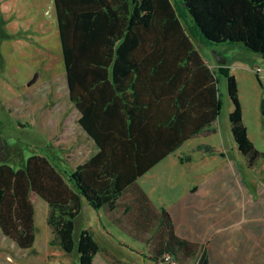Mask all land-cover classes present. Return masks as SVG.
<instances>
[{
  "label": "crops",
  "instance_id": "0c3cea01",
  "mask_svg": "<svg viewBox=\"0 0 264 264\" xmlns=\"http://www.w3.org/2000/svg\"><path fill=\"white\" fill-rule=\"evenodd\" d=\"M86 1L83 0L79 9L80 20L83 17L85 20L83 38L86 39V48L92 39L96 42L90 49L92 59L80 67L79 95L87 105L102 104V110L116 101L119 105L117 110L124 115V93L128 94V107H134L133 112L128 111L134 114L135 119H140L136 127L146 134L145 144H135V150L153 159L151 164L145 165L148 167L146 170L127 184L114 207L95 208L81 196V207L74 218V236L75 233L79 236L83 229H90L105 249L95 254L92 264H156L150 255H159L167 248H174V258L180 257L185 251L177 241L178 245L171 244L167 227L160 223L162 210L169 214L175 236L188 247L184 264H196L200 258L206 264H264V157L249 164L247 156L239 150L229 121L233 105H229L221 117L223 102L219 114L211 122L180 140L194 123L201 121V111L203 120L208 121L210 106L205 113V108L200 107L201 102L209 104L215 101L217 93L223 97L218 73L220 68H226L237 82L247 135L254 147L264 152V112L261 107L264 101V58L249 50L242 51L245 58L236 57L228 63L225 57L231 56L226 51L229 45L248 49L233 43L203 44L207 48L204 53L184 26L193 48L204 60L203 65L146 63L153 52L152 33L138 25L137 30L130 33L135 46L127 51L128 59L136 63L123 66L127 70V86L119 90L113 68L116 47L122 37L115 40L112 32H105L104 37L111 40V49L110 44L104 45L102 40L97 42L101 18L111 22L115 20L114 14H109L104 4L91 7ZM108 1L112 2L118 22L123 20L125 25L128 24L133 1ZM119 30L117 28L115 32ZM2 40L3 66L8 64L6 59H10L14 63L10 71L22 74L36 71L26 86L37 82L41 72H49L50 65L60 55L64 63L55 0H0ZM109 51L110 62H106ZM64 76L70 110L75 109L79 117L70 97L65 63ZM118 77L121 79L120 74ZM222 83L228 91L226 79ZM104 97L110 100L102 101ZM211 107L214 113V106ZM181 115L191 121L186 129L182 126L184 118ZM79 131L80 138L76 141L87 152L85 157L70 162L71 159L47 153L66 171L90 160L97 153L121 149L119 140L113 144L105 143L103 147L81 126ZM115 136L118 138L117 133ZM134 136L140 135L135 133ZM171 156L176 157L175 165L182 164L188 169L168 179L167 161ZM133 163L136 164L137 160ZM166 180L168 188L162 184ZM144 195L148 201L144 200ZM41 205L46 207L47 213V203ZM45 225L46 239L50 243L52 230L47 222ZM175 259L183 263L181 258Z\"/></svg>",
  "mask_w": 264,
  "mask_h": 264
},
{
  "label": "trees",
  "instance_id": "16d2710c",
  "mask_svg": "<svg viewBox=\"0 0 264 264\" xmlns=\"http://www.w3.org/2000/svg\"><path fill=\"white\" fill-rule=\"evenodd\" d=\"M132 1L133 9L126 25L123 20L119 23V18H115L112 2L108 0L86 1L88 4L90 2L91 7L104 4L108 13L114 14L115 20H111V22H106L105 17L101 18L100 37L98 36L97 42L102 40L104 45L105 43L110 44L111 49V40L107 41L104 37L105 32H112L115 40L122 37L120 44L116 47L113 68L115 83L119 90L127 86L125 79L127 70H124L123 66L136 63L128 59L127 51L135 46L136 42L130 38V33L137 30L138 25H142L146 31L152 33L153 52L150 60H147L146 63L160 65L204 64L202 56L193 48L192 42L185 33L182 14L173 7L170 0ZM180 1L184 15L190 17L195 29L189 30L190 36L193 38L195 35L199 36V40L205 45L241 44L264 58V0ZM82 2L83 0H55L70 97L79 112L77 119L79 126L101 146L105 147V143L113 144L119 140L118 144L121 149L111 150L109 153H97L90 160L76 165L71 171L60 167L42 149L39 153L29 155L23 167L15 168L7 162H0V230L4 236L24 249L32 247L35 242L34 201L37 196L48 205L46 222L52 230L50 244L57 245L65 252L71 253L76 242L74 218L81 207V196H84L95 208L105 205L112 208L117 204L116 200L127 184H130L137 174L148 168L145 165L153 162V159L147 158L135 150V144L140 146L145 144L146 137L144 135L146 134L143 129L136 127L141 121L135 119L134 114L131 113L134 107H128V94L124 93L126 100L124 115L117 110L119 105L116 101L107 105L105 110H102V104L87 105L82 102L83 98L79 95L78 86L82 71L80 67L92 59L90 49L94 48L93 45L96 42L92 39L86 48V39L83 38L85 20L84 17L80 20L79 14ZM117 28L120 29L118 33L115 32ZM108 57L106 62H110V51ZM219 72L226 78L228 94L233 103V109L229 113L233 139L239 150L247 156L249 164H253L258 158L264 157V152L258 151L247 135L235 77L225 68H220ZM121 74H123V78ZM216 80L218 83V79ZM107 100L110 99L104 97L102 101ZM222 104L223 101L219 93L216 94L215 101H210L209 104L201 102L200 107L205 108V113H207V107L210 106L208 121L203 120V111H201V121L194 123L192 129L185 133L180 140L186 139L204 128L213 120L214 116L219 114ZM211 106H214V113ZM261 107L264 112V101H262ZM177 109L175 108L176 112ZM176 116L180 119L178 112ZM181 116L184 118L181 120L184 128L187 124H191V121L185 119V115ZM115 133L118 134V138ZM135 133L140 136L135 137ZM141 156L148 160H144ZM133 160H137V163H133ZM144 200L148 201L145 195ZM160 223L167 227L171 244L179 243L181 249L185 251L180 254V257H175L181 258L183 262H177L178 264H184L183 258L188 247L186 243L179 241L175 236L170 216L165 210L160 213ZM76 243L79 264H92L95 254L105 251L90 229L81 230ZM173 249L167 248L159 255L150 256L156 261V264H165L163 254L170 253L173 257L175 254ZM8 264L29 263L13 262ZM196 264H206V262L200 258Z\"/></svg>",
  "mask_w": 264,
  "mask_h": 264
},
{
  "label": "rangeland",
  "instance_id": "374dc122",
  "mask_svg": "<svg viewBox=\"0 0 264 264\" xmlns=\"http://www.w3.org/2000/svg\"><path fill=\"white\" fill-rule=\"evenodd\" d=\"M172 2L177 11L182 14L187 30H195L190 17L183 13L181 1L173 0ZM194 39L198 42L202 52L206 53L207 48L199 40V36L195 35ZM0 43V119L2 123L0 125V162H7L15 168L23 167L26 158L31 154L39 153L41 149L45 153L57 156V158L71 159L70 162L85 157L87 152L76 141L80 138L78 114L75 109L70 110L71 106L66 98L62 55L50 65L49 72H41L37 82L33 84L30 82L26 86L36 71L23 74L20 71H10V68H14V63L10 59H6L8 64L3 66V40ZM229 47L226 48V51L231 56L225 57L228 63L236 57L245 58L246 55L242 51L250 52L239 48L238 45H229ZM211 55H213L212 52ZM256 70L259 71V67ZM218 76L222 82L226 79L221 72L218 73ZM222 82L221 92L224 105L221 117L228 111L229 105H233ZM70 154H72L71 157ZM175 161V156H171L167 161L168 179L188 169L182 164L175 165ZM192 171L190 169V172ZM161 180L163 181V178ZM162 184L168 188L167 180ZM34 203L36 236L33 246L25 249L20 248L4 236L0 230V264L13 262L79 264L76 246L78 234L75 233V248L71 253H66L59 246L50 245L45 233L46 207L41 205V203L46 205V202L37 196ZM50 238L52 239V236Z\"/></svg>",
  "mask_w": 264,
  "mask_h": 264
},
{
  "label": "built area",
  "instance_id": "2783aa9c",
  "mask_svg": "<svg viewBox=\"0 0 264 264\" xmlns=\"http://www.w3.org/2000/svg\"><path fill=\"white\" fill-rule=\"evenodd\" d=\"M163 261L165 264H178L177 261L172 257L170 253L163 254Z\"/></svg>",
  "mask_w": 264,
  "mask_h": 264
}]
</instances>
